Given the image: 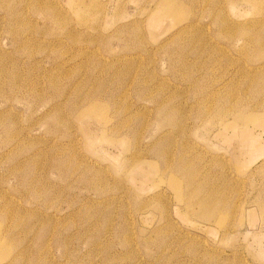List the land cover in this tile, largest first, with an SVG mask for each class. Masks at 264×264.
<instances>
[{
	"label": "rangeland",
	"instance_id": "obj_1",
	"mask_svg": "<svg viewBox=\"0 0 264 264\" xmlns=\"http://www.w3.org/2000/svg\"><path fill=\"white\" fill-rule=\"evenodd\" d=\"M0 264H264V0H0Z\"/></svg>",
	"mask_w": 264,
	"mask_h": 264
}]
</instances>
